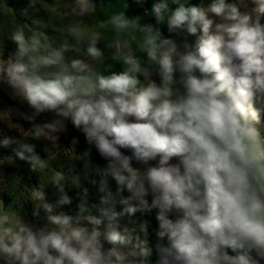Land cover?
Returning <instances> with one entry per match:
<instances>
[{
    "label": "clouds",
    "instance_id": "obj_1",
    "mask_svg": "<svg viewBox=\"0 0 264 264\" xmlns=\"http://www.w3.org/2000/svg\"><path fill=\"white\" fill-rule=\"evenodd\" d=\"M37 4L52 34L0 3V87L20 105L0 109L17 132L0 166L49 170L40 142L75 132L63 151L83 138L97 198L51 170L33 220L0 200V264H264V0H152L150 22L128 0L103 20V0Z\"/></svg>",
    "mask_w": 264,
    "mask_h": 264
},
{
    "label": "rangeland",
    "instance_id": "obj_2",
    "mask_svg": "<svg viewBox=\"0 0 264 264\" xmlns=\"http://www.w3.org/2000/svg\"><path fill=\"white\" fill-rule=\"evenodd\" d=\"M14 3V7H12L15 13H19L21 10L27 11V9L23 6V2L16 0ZM99 2V0H98ZM104 8H98V13L100 15V20L106 18L108 14L113 11L121 10L123 3L125 0H112V4H108L107 0H103ZM131 4V0H128ZM192 3H199L200 0H191ZM205 3L208 0H204ZM18 3H20L18 5ZM152 0H148L146 4L147 8H150ZM16 4V5H15ZM18 5V6H17ZM12 6V5H11ZM16 6V7H15ZM39 4L36 5V9L39 13V21L44 19V15H42V10H40ZM131 7L129 8L127 14L129 16H134V14L130 13ZM3 16V14H0ZM142 22H146L149 17L142 14ZM4 21V16L1 18ZM41 19V20H40ZM94 22V21H90ZM8 24V23H7ZM103 47V45H101ZM107 54V53H106ZM115 70L120 69V65H114ZM18 102V101H17ZM8 106H12L9 99H7ZM16 104V103H15ZM7 106V107H8ZM15 106V105H13ZM24 110H26V106H24ZM8 126V125H7ZM0 129V138L3 135H11L17 136V132L14 129ZM72 135H78L75 132H72L70 135L66 137H62L59 147L53 148L51 144H44L42 141L38 147V151L43 156L51 153V158L49 160V170L41 171H31L29 164L23 161H16V164L13 166H0V200L4 201V204L7 209L11 211L18 212L22 215L26 220H33V211L35 209V202L29 199L30 189L34 187L43 186L46 192L47 198L49 201L55 200L56 189L52 187L50 183L51 170H62L66 176H68V182L66 184V191L70 196L77 198L80 196L83 189L88 190V196L90 200H95L97 198V189L96 185L92 183L96 177L93 175L91 168L86 165L85 161L80 158V154L84 148L83 138L81 137V144L76 148L74 153L68 154L63 151V149L70 147V140ZM19 138V137H17ZM47 149V152L45 151ZM11 154L10 149L0 148V157H6ZM76 176L79 178V188L73 187L71 183V178ZM44 213L40 211V217L35 218L36 222H43ZM138 219H150L152 225H155L154 217H140L137 214Z\"/></svg>",
    "mask_w": 264,
    "mask_h": 264
},
{
    "label": "crops",
    "instance_id": "obj_3",
    "mask_svg": "<svg viewBox=\"0 0 264 264\" xmlns=\"http://www.w3.org/2000/svg\"><path fill=\"white\" fill-rule=\"evenodd\" d=\"M19 1L23 2L22 4H24L23 6L27 9V11L23 12L21 10L19 13H15L14 12L15 13V18L17 20L24 21L27 24L28 28H30V29L46 30V29L41 28V26H40V22L41 21H45L47 19V17L45 16V13L42 11V15H44V19H42V20L40 19L41 21H39L38 15H39L40 12L37 11V9H36L37 7L36 6L34 8L33 7H29V0H19ZM2 2H3V0H0V3H2ZM16 2H17L16 0H7V3H8V5L11 8L14 7V3H16ZM107 3L108 4H112L113 2H112V0H107ZM19 4L20 3H18V5ZM131 9H132L130 11L131 14L133 13L134 15H141V16H142V14H144L143 12L140 11V8H138L135 4H131ZM3 16L0 15V26H2L3 28L7 29V27H8L7 23L9 21V19H11L12 17L4 16L5 19H4V21H2L3 19H1V18ZM98 19H100L99 13H98ZM150 20H151V18L149 17V19H147L146 22H150ZM46 31H49V33L52 34L50 30H46ZM0 39H2V34H0ZM13 48H14L13 45L8 44V51L9 52L12 51ZM7 99L10 100L12 106L15 105L17 107H20L19 102H17V100L12 98L10 90L7 89L6 87H0V109H4V108H6L8 106ZM7 127L8 126H7L6 122H0V129H8ZM24 128L25 129L28 128V125L26 123L24 124ZM42 142L44 144H46V145L50 144L47 141H42Z\"/></svg>",
    "mask_w": 264,
    "mask_h": 264
},
{
    "label": "built area",
    "instance_id": "obj_4",
    "mask_svg": "<svg viewBox=\"0 0 264 264\" xmlns=\"http://www.w3.org/2000/svg\"><path fill=\"white\" fill-rule=\"evenodd\" d=\"M146 7V5L144 7L140 8V11L144 13V8ZM147 8V7H146Z\"/></svg>",
    "mask_w": 264,
    "mask_h": 264
}]
</instances>
